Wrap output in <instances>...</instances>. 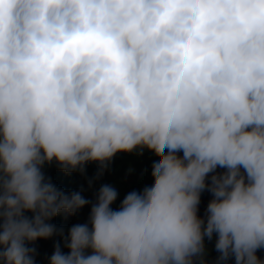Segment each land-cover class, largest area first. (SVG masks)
Listing matches in <instances>:
<instances>
[{
  "label": "clouds",
  "instance_id": "clouds-1",
  "mask_svg": "<svg viewBox=\"0 0 264 264\" xmlns=\"http://www.w3.org/2000/svg\"><path fill=\"white\" fill-rule=\"evenodd\" d=\"M153 147L118 208L102 184L50 223L90 201L46 164ZM54 235L48 264H264V0H0V262Z\"/></svg>",
  "mask_w": 264,
  "mask_h": 264
},
{
  "label": "trees",
  "instance_id": "trees-1",
  "mask_svg": "<svg viewBox=\"0 0 264 264\" xmlns=\"http://www.w3.org/2000/svg\"><path fill=\"white\" fill-rule=\"evenodd\" d=\"M160 151H166V149H159ZM157 148H143L134 149L132 152H119L114 155L106 170L99 179H95L97 172V164L95 162L87 163L85 165V173L81 175L79 172H72L66 174L60 171L58 165L53 162L51 165L46 164L43 168L46 177H50L53 184L58 188L63 189L65 192L80 191L81 178L91 180L94 184H108L115 187L117 191V199L114 201L112 207L118 208L120 201L125 194L131 189L133 185L143 184L148 178L154 177L155 169L153 167V161L155 159ZM182 155L181 153H178ZM224 169L217 168V172H222ZM211 175V174H209ZM212 198V194L205 189L200 196V203L198 205V215L204 216L207 203ZM28 215H31L28 213ZM50 223L56 225L58 228L63 227L64 234L67 235V230L73 224L82 223L78 212L75 215L65 217L63 213L54 217ZM58 242L61 245V250L67 252L64 248L63 242L58 235H54L49 239H38L35 241L36 264H48V258L53 252V244ZM209 245L214 243L213 241L207 242ZM218 254L215 250H212L206 257L208 264H212L215 257ZM257 255L264 257V249H258ZM2 264V262H0ZM229 264H234V260L230 259Z\"/></svg>",
  "mask_w": 264,
  "mask_h": 264
},
{
  "label": "rangeland",
  "instance_id": "rangeland-1",
  "mask_svg": "<svg viewBox=\"0 0 264 264\" xmlns=\"http://www.w3.org/2000/svg\"><path fill=\"white\" fill-rule=\"evenodd\" d=\"M81 179H82L80 183L81 194L85 199L90 201V203L86 204L83 208L78 210V214L80 216L82 223H86L88 221L91 203L95 202V193L98 191L101 185L91 183V187H89L88 184L89 180L85 178H81Z\"/></svg>",
  "mask_w": 264,
  "mask_h": 264
}]
</instances>
